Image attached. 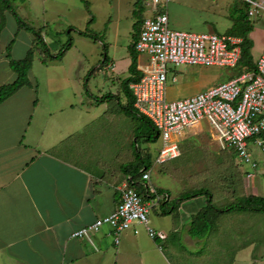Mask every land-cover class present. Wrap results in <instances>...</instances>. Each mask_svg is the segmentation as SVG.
Returning <instances> with one entry per match:
<instances>
[{
  "label": "crops",
  "instance_id": "0c3cea01",
  "mask_svg": "<svg viewBox=\"0 0 264 264\" xmlns=\"http://www.w3.org/2000/svg\"><path fill=\"white\" fill-rule=\"evenodd\" d=\"M233 11L232 8L231 14ZM229 16L231 22L223 35H227V30L232 26ZM249 19L252 22L250 54L255 68L264 49V26L254 25L253 20ZM130 61L128 55L123 66L126 78ZM145 62L146 57L137 54L138 71ZM116 66L111 61L106 69L113 72ZM243 70L228 75L206 90L236 78L245 72ZM117 103L120 104V101ZM61 104L58 108H52L50 100L40 99L37 93L31 92V85L22 87L0 103V264H229L231 261L232 264H251L254 261V246L264 245V238H260L263 232L260 230L258 240L249 239L253 232L245 239L244 232L252 229L247 228L251 224L246 220L249 211L218 214L209 232L199 230L196 233L191 229L192 218L205 207V197L192 199V203H199L192 210L187 209L183 202L173 213L163 215L160 202L174 200L181 193L157 187L150 180L140 182L141 172L150 174L151 169L145 167L138 169L136 180L140 184L132 188L149 191L150 194L156 189L164 191L159 195L154 192L148 199L143 197L144 200H157L149 212L153 214L149 226L165 234L163 241L150 239L144 226L138 224L123 232L118 244L114 242L108 226L92 233L88 239L72 238L74 231L109 215L115 209L124 184L130 186L132 178L129 172L126 174L125 168L133 167L140 157H144L140 151H135L136 160L126 162L123 144L119 150H115L119 146L117 136L111 140L110 136H101L109 133L113 128L111 123H115L119 116L102 111L93 117L89 110L93 102L82 98L80 109L74 108L75 103L68 101ZM102 117L104 122L93 124L94 118L98 120ZM204 125L193 131L192 135L196 137L205 130L212 135L209 126ZM119 129L116 127V133H119ZM141 138L146 140L145 137ZM102 140L108 144H99ZM110 147L114 150L112 156H108ZM180 177L178 180L182 182ZM254 178L255 175L249 180L253 181ZM243 181V198L260 197L253 187L249 191L248 179ZM219 215L231 217L229 223L225 225L218 221L221 219ZM220 233L223 237H218ZM231 235L233 238L229 239ZM229 241L237 249L234 257L227 255L229 252L225 253L223 248L224 245L229 248ZM258 260L264 263L263 254Z\"/></svg>",
  "mask_w": 264,
  "mask_h": 264
},
{
  "label": "rangeland",
  "instance_id": "374dc122",
  "mask_svg": "<svg viewBox=\"0 0 264 264\" xmlns=\"http://www.w3.org/2000/svg\"><path fill=\"white\" fill-rule=\"evenodd\" d=\"M163 1V11L168 16L170 30L219 35L225 33L231 22L228 16L232 13V8L239 9L245 5L240 0ZM135 2L136 0H0V19L3 20L0 27V86L11 83L16 77L8 67L6 58V47L12 41L9 51L11 59L21 60L28 51L32 52V63L28 72L31 92L37 93L40 99L50 100L52 108H58L61 103L68 101L75 103L74 108L80 109L79 102L82 98L93 102L89 108L93 117L102 111L119 116L115 123H111L113 128L109 133L101 136H110V140L117 136L119 146L116 144L118 148L115 150H119L123 144L127 154L126 162L130 159L136 160L134 152L140 151L144 162H150L147 165L151 169V184L170 189L171 192L179 191L181 194L206 189L211 194L213 206L218 210L242 202L245 195L243 180H246L245 172L249 168L240 162L233 150L227 148L226 151H221L208 130L196 137L186 132L184 139L178 142L180 157L163 165H156L161 138L156 137L155 132L137 116L121 109L126 104L125 96L121 93V83L127 76L126 72L123 73V66L128 59V47L133 34L132 25L135 19L132 11ZM142 15L145 18L152 16L145 9ZM17 18L34 31L40 30L48 54L37 43L32 31L20 28ZM251 20L254 25L257 23L264 26V14L251 17ZM83 33L95 35L96 40L91 36L81 35ZM68 42H71V46L60 59H50L49 56H56ZM105 56L108 60L103 62ZM111 61L117 64L113 72L106 69ZM240 68V65L235 68H220L168 64L167 100L177 101L202 93L207 87L223 81ZM173 78L175 82L172 81ZM23 90L30 92L29 89ZM110 95L114 97L110 98ZM119 101L120 104L117 103ZM93 120L94 125L104 122L103 117ZM203 124L206 125L204 122ZM116 127L120 128L119 133H116ZM139 133L154 141L143 140ZM103 141L98 143H103V146L108 144ZM108 151V156H112L114 150L110 147ZM250 152L257 162V169L253 171V181L248 180V189L251 191L250 188L253 187L264 198V153L256 147ZM180 176L182 182L178 180ZM192 201H185V207L189 210L199 204ZM233 212L238 214L243 211ZM248 214L246 220L251 224L247 228L252 229L244 232L245 239L253 232L249 239L258 240L260 230L263 231L260 238H264V213ZM221 215L218 221L225 225L229 223L231 217ZM152 216L151 212L149 219ZM218 237H223L222 233ZM228 238L233 237L231 235ZM231 243L229 241V248L225 245L223 248L225 253L229 252L227 255L234 257L237 249ZM261 254L264 258V245H255L254 261L251 264H261L258 260ZM221 263L223 262L219 264Z\"/></svg>",
  "mask_w": 264,
  "mask_h": 264
},
{
  "label": "built area",
  "instance_id": "2783aa9c",
  "mask_svg": "<svg viewBox=\"0 0 264 264\" xmlns=\"http://www.w3.org/2000/svg\"><path fill=\"white\" fill-rule=\"evenodd\" d=\"M151 17L144 18L134 50L146 57L139 66L141 77L130 84L135 112L146 118L161 138L155 160L165 164L179 157L178 142L186 132L193 133L206 123L221 149H231L240 162L249 168L246 179L254 177L257 163L250 150L264 153V49L255 71H245L236 78L211 87L194 96L167 100V65H201L234 68L241 57V40L216 33L172 31L163 11V0H141ZM248 6V17L264 13V0H240ZM175 82V78L172 79ZM249 144L251 148H249ZM250 149V150H249ZM141 181L150 180L149 172H141ZM155 191L152 190L151 194ZM156 199L144 200L127 183L121 198L107 216L74 231V239H88L103 226L111 229L118 244L122 233L134 225L144 226L148 237L163 241L166 236L149 226V212Z\"/></svg>",
  "mask_w": 264,
  "mask_h": 264
},
{
  "label": "trees",
  "instance_id": "16d2710c",
  "mask_svg": "<svg viewBox=\"0 0 264 264\" xmlns=\"http://www.w3.org/2000/svg\"><path fill=\"white\" fill-rule=\"evenodd\" d=\"M233 10H234L233 14L229 16L230 19L232 20V26L227 30L226 34L229 36H233V37L241 39V43L239 45L240 51H241V57L238 62V65L242 67L240 68V70L244 69L243 71L249 70L253 72L255 71V68L252 65L251 54H250V50L252 48V41L249 39V33L252 31V22L247 16V5H243L242 8H239V9H236L234 7ZM143 12H144V6L142 5V1L136 0V2L133 5V11H132V16L135 19V22L132 25V31H133L132 42L130 43L128 47V52H129L131 61H130V64L127 70L128 77L121 83V88L127 99V102L125 106L121 107V109L137 116L142 123H145L148 127H150L155 132L156 137H157L158 136L157 132L152 126V124L146 118L142 116H138L137 113L134 111L133 97H132L131 91L129 90V85L134 82H137L141 77L140 72L137 70V54L134 50V43L136 42L138 38L141 24L143 22V15H142ZM17 23L19 24L20 28H23L26 31H32L33 35L36 37L37 43L41 45L43 47L44 52L48 54L47 47L41 37L40 30L34 31V29H31L29 28V26H26L18 18H17ZM2 25H3V20L0 19V27ZM81 35L91 36L96 40L95 35L86 34V33H83ZM12 44L13 42L11 41L6 47V58L8 59L9 68L15 74L16 78L13 82L0 86V103L8 99L10 96H12L22 87H28L31 85V83L28 80V72L30 70L31 63H32V52L28 51L25 57L21 60H13L9 57V51H10ZM70 46H71V42H68V44L65 45L63 49L56 54V56H49V55L48 56L50 57V59H60L63 56L64 52L67 51ZM106 59L107 58L105 56L104 60L106 61ZM141 137H145L146 140H149V141L151 139L149 136H146L143 133L141 134ZM147 163H150V162L147 161ZM147 163L144 162V159L140 157L138 160V163L135 164L133 167L125 168L126 174L129 172L132 177L130 180V187H132L135 184H138L139 186L140 183L138 180H136L137 176L139 175L138 169L144 168V167L146 169H149L150 166L147 165ZM144 190L146 191L145 188ZM135 191L140 196L145 197L147 199L152 197L149 191L142 192L137 188L135 189ZM155 192H156V195L164 194V191L160 189H156ZM201 196L205 197L206 205L202 210H200V212L196 216L192 218L191 229L195 231L196 233L199 232V230L202 233L209 232L211 228H213L214 223H215V218L219 213L231 212L235 210L264 213V198L262 197L248 196L247 198H244L243 201L238 204L232 205L231 207H228L226 209L218 210L212 204L210 192L206 189H200L198 191L182 193L176 199L171 200L169 202L162 200L160 202L161 209L163 210L162 214L163 215L171 214L174 212V210L177 209V207L181 203L187 200L196 198V197H201Z\"/></svg>",
  "mask_w": 264,
  "mask_h": 264
}]
</instances>
